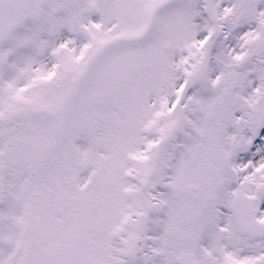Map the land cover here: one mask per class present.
<instances>
[{"label":"snow or ice","instance_id":"snow-or-ice-1","mask_svg":"<svg viewBox=\"0 0 264 264\" xmlns=\"http://www.w3.org/2000/svg\"><path fill=\"white\" fill-rule=\"evenodd\" d=\"M0 264H264V0H0Z\"/></svg>","mask_w":264,"mask_h":264}]
</instances>
